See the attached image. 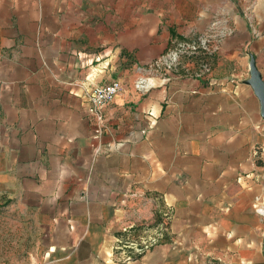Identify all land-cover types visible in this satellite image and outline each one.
Masks as SVG:
<instances>
[{"label":"crops","instance_id":"1","mask_svg":"<svg viewBox=\"0 0 264 264\" xmlns=\"http://www.w3.org/2000/svg\"><path fill=\"white\" fill-rule=\"evenodd\" d=\"M18 6L0 0V199L34 222L28 264H264V138L246 83L247 46L264 44L252 35L264 28V0H205L180 32L223 12L231 35L218 56L233 71L216 82L152 76L150 84L143 71L111 78L102 66L87 84H53L51 96L36 5L25 14ZM113 79L123 88L94 140L82 94ZM157 210L169 213L164 238L125 259L117 240L154 234L156 226L129 229L152 224Z\"/></svg>","mask_w":264,"mask_h":264},{"label":"rangeland","instance_id":"2","mask_svg":"<svg viewBox=\"0 0 264 264\" xmlns=\"http://www.w3.org/2000/svg\"><path fill=\"white\" fill-rule=\"evenodd\" d=\"M31 1L35 4H29ZM204 1L18 0L17 11L25 14L30 5H36L37 30L43 39L40 48L48 66L44 72L52 77L49 79L52 88H47V94L51 96L59 94V88H53V84H87V77L102 66L109 69L111 78L125 77L131 68L143 71L146 82L152 80L148 79L152 76H160L164 81L168 77L191 76L201 78L208 85L224 78L233 68L229 63L221 66L218 56L221 41L231 35L224 25L223 12L211 13L207 27L192 30L184 36L186 40H180L170 32L172 29L180 34L191 27L197 16L194 9ZM21 23L28 26L25 18H21ZM255 28L252 31L255 39L264 36V28ZM167 35L170 37L168 43ZM260 45L262 47L257 48L252 43L247 48L253 54V67L264 82V44ZM181 48V52L176 51ZM30 64L38 67L39 61L34 59ZM205 65L208 71L204 69ZM246 77H249L247 80L251 77L249 69H246ZM37 83L34 79L33 93L40 97ZM247 103L252 102L248 99ZM261 122L264 138L262 114ZM34 228L33 221L25 219L23 214L0 199V264L29 263Z\"/></svg>","mask_w":264,"mask_h":264},{"label":"built area","instance_id":"3","mask_svg":"<svg viewBox=\"0 0 264 264\" xmlns=\"http://www.w3.org/2000/svg\"><path fill=\"white\" fill-rule=\"evenodd\" d=\"M181 50L182 48L176 49L178 52H181ZM174 54H177V52ZM175 58L176 57L173 59L175 60ZM204 69L208 71V67L206 65ZM139 85H143L142 81L139 82ZM122 88V82L117 79H113L105 84L91 86L90 89L85 91L84 96L86 102L88 103L87 116L91 123L92 138L94 140L100 139L107 128L106 117L103 111L104 106L107 103H110L113 97L119 93ZM258 210L261 211L259 208ZM162 217H164V220L162 219V221L155 227L156 232L154 234L147 235L140 233L139 235L133 237L127 235L125 238H119L117 240V249H128L125 259L128 260L136 258L163 239L164 233L166 231L165 220L169 218L168 211L163 212ZM147 230L148 229H142V232ZM124 232L128 233L129 231L124 230Z\"/></svg>","mask_w":264,"mask_h":264},{"label":"water","instance_id":"4","mask_svg":"<svg viewBox=\"0 0 264 264\" xmlns=\"http://www.w3.org/2000/svg\"><path fill=\"white\" fill-rule=\"evenodd\" d=\"M253 64H254V58H251V62H250L251 77L249 80H247V82L251 84L256 96L259 98L261 114L264 117V82L260 80L259 74L256 73Z\"/></svg>","mask_w":264,"mask_h":264},{"label":"trees","instance_id":"5","mask_svg":"<svg viewBox=\"0 0 264 264\" xmlns=\"http://www.w3.org/2000/svg\"><path fill=\"white\" fill-rule=\"evenodd\" d=\"M171 34L174 36V35H176L180 40H186V38L183 36V35H181V34H176L175 32H174V30H172L171 29ZM162 213L161 212H159L158 210L156 211V213H155V220H154V222L152 223V224H150V225H147V226H145V225H142V226H137V227H133V228H131V229H129V230H131V231H133V232H135L136 233V231L138 232V231H140V230H142V229H150V228H153V227H155V226H157L161 221H162ZM164 238V237H163Z\"/></svg>","mask_w":264,"mask_h":264},{"label":"bare ground","instance_id":"6","mask_svg":"<svg viewBox=\"0 0 264 264\" xmlns=\"http://www.w3.org/2000/svg\"><path fill=\"white\" fill-rule=\"evenodd\" d=\"M149 82L152 83L151 80Z\"/></svg>","mask_w":264,"mask_h":264}]
</instances>
